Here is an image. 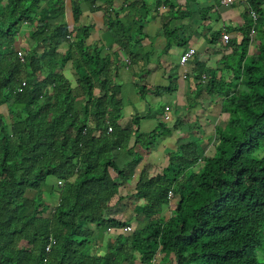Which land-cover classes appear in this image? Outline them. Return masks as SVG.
<instances>
[{
  "label": "trees",
  "instance_id": "obj_1",
  "mask_svg": "<svg viewBox=\"0 0 264 264\" xmlns=\"http://www.w3.org/2000/svg\"><path fill=\"white\" fill-rule=\"evenodd\" d=\"M240 2L242 24L207 40L239 34L221 63L191 58L196 137L155 172L143 156L183 124L167 126L165 106L140 133L145 116H126L119 77L123 59H149L141 10L165 9L164 52L186 44L171 25L182 18L178 0L128 3L140 9L132 24L113 0H0V264H264V0ZM85 9L102 11L122 57L88 42ZM175 81L153 94L174 92ZM50 178L57 202L42 197Z\"/></svg>",
  "mask_w": 264,
  "mask_h": 264
},
{
  "label": "crops",
  "instance_id": "obj_2",
  "mask_svg": "<svg viewBox=\"0 0 264 264\" xmlns=\"http://www.w3.org/2000/svg\"><path fill=\"white\" fill-rule=\"evenodd\" d=\"M97 5H102L103 0H96ZM113 0V5L115 8L123 7L125 5L123 11L121 12V16H126L128 22L130 24L133 23L134 20L138 18L140 9L137 7H129L128 3L133 2L135 0ZM156 1L160 0H147V7H151ZM223 0H220L219 4H216L215 0H193L190 1L188 5H185V0H178L180 3L179 7H181L182 18L180 20L172 22V27H178V36L184 37L187 40L185 45L181 47L173 45L171 49L167 52H164L165 47V36L162 33V23H161V14L165 11V9L161 8L149 15H146L145 12L141 10L142 13V21L143 23V32L147 35L142 39L140 47L145 49V46L153 47L154 49H158L159 52H153L154 62H149V72H145V76L148 77V85L149 88L154 87H162L169 85V79L172 77L176 78L174 83L175 90H171L174 92H170L165 95H170V98L174 99L176 102V107L172 108V104L166 102L163 104V107L168 106L170 108L171 118L173 117L176 121L177 118L180 117L181 123L188 121L186 120L184 114L187 111L186 99L187 95H194L198 89L196 86L194 77L192 75V64L193 60H189L188 63L182 66L179 63L180 56L189 48H194L196 53L193 56L200 59L202 63H205L206 67H214L217 64L221 63V60L224 57V53H222L223 46L226 44L221 38L223 32L217 41V45H209L208 39L209 35L212 32H217L223 30L225 28H234L238 27L242 24L241 14L243 11V5L240 0H233L231 6H224L222 4ZM208 7H213V10L208 14H204L205 17L202 18L201 10H205ZM190 11L192 15H186L184 12ZM120 14V13H119ZM70 15V16H69ZM68 18L71 17V13H67ZM146 18H151L147 23ZM82 22L86 25H90L92 27L90 37L88 42L91 44L97 45L99 48L104 50V53L113 52V56L122 57V53L118 50V46L115 45L114 38L111 33L108 31L107 27L104 25V16L102 11H89L85 9L82 15ZM145 24V25H144ZM147 24V25H146ZM239 34L236 32H230V37L235 38ZM240 36H238V40ZM178 51H177V50ZM146 50L143 52L145 53ZM150 54V55H152ZM139 56V55H138ZM124 58V57H123ZM125 66L122 69V73L119 78V82L122 85V101L124 107L126 108V116L129 117L134 114H138L137 112L143 113L142 116H149L147 114L150 109V103L144 100L146 96L145 93L147 91H142L146 87L144 84L146 83V79L141 74L142 80L137 83L139 73V64H135L134 66H129L126 63V59H123ZM157 64V68L155 66ZM195 64V63H194ZM219 67V66H218ZM219 69V68H218ZM132 70L134 72H132ZM186 73V78H183V75ZM222 70H218V75H222ZM69 75V76H68ZM67 76L73 79V77L68 73ZM178 76V79H177ZM225 77V76H224ZM136 78V79H135ZM137 80V81H135ZM204 80H202L203 82ZM173 85V86H174ZM204 85V84H202ZM171 88V85H170ZM142 91L139 93V91ZM152 93V91H149ZM153 94V93H152ZM157 96V95H156ZM173 101V102H174ZM139 107H136L138 105ZM136 104V105H135ZM203 106L206 107V100L203 102ZM174 111V112H173ZM192 111V108L191 110ZM163 111L160 114H156V116L161 117ZM191 115L192 112H189ZM144 119H146V117ZM180 127V126H179ZM182 129V127L180 128ZM186 132V131H185ZM184 130L178 131L176 130L171 137L164 138L160 140L149 154L144 155V160L146 163L153 167V171L157 172L163 167L166 163V152L170 150V146H173L171 150H174L177 145V141H184L181 137H183ZM187 134V133H185Z\"/></svg>",
  "mask_w": 264,
  "mask_h": 264
},
{
  "label": "rangeland",
  "instance_id": "obj_3",
  "mask_svg": "<svg viewBox=\"0 0 264 264\" xmlns=\"http://www.w3.org/2000/svg\"><path fill=\"white\" fill-rule=\"evenodd\" d=\"M70 16V15H69ZM150 19L151 18H146V21H147V23L150 21ZM137 21H139L138 19H137ZM139 23H143V22H139ZM145 25V24H144ZM147 25V24H146ZM144 50H146L145 52H148L149 53V59L148 60H145L144 61V63L143 64H140L139 65V68H138V70H139V75H138V77H137V79H138V81L137 80H135V81H137V83L138 82H140V81H142V80H144L143 78H142V76H141V74H143V77L146 79V83L144 84V86L146 87L145 89H142V91H147V93H145L146 94V96L144 97V100L146 101V102H148V103H150V109L148 110V112H147V114H149V116H147V115H145V116H147L146 117V119H143V120H140V126H139V132L140 133H148V132H150V131H152L154 128H155V126H156V123H157V121L158 120H160V117L159 116H156V114H160V112L161 111H163V109H164V107H163V104H165L166 102H168V103H170V104H172V108H175L176 107V102L174 101V99H172V98H170V95H165L164 97L163 96H161V97H159V96H156L155 94H152V93H150L149 91H153L154 90V87H152V88H149L150 86L148 85V77L147 76H145V72L147 71V72H149L148 70H149V65H148V63L151 61V62H154V57H153V55L154 54H152L153 52H159V50L158 49H154L153 47H150V46H145V49ZM143 50V51H144ZM177 50V49H176ZM178 51V50H177ZM150 54H152V55H150ZM155 66V69L158 67L157 66V64L156 65H154ZM132 72H134L133 70H132ZM146 72V73H147ZM121 73H122V71H121ZM120 78V77H119ZM136 79V78H135ZM177 79H178V76H177ZM140 80V81H139ZM71 81H73V79H71ZM145 81V80H144ZM141 90L139 91V93L140 92H142ZM141 94V93H140ZM168 94V93H167ZM174 101V102H173ZM209 103V102H208ZM192 104H194V103H192ZM136 105V104H135ZM204 105V104H203ZM136 107H139V103H138V105H136ZM200 109V107L198 106V105H195L193 108H192V115L195 117V116H197L196 115V110H199ZM174 112V111H173ZM138 113V115L139 116H142V114L143 113H141V112H137ZM217 113V112H216ZM197 114H199V113H197ZM171 115H174L173 113H171ZM192 115H190L189 114V111L187 110L186 112H185V114H184V116L185 117H187V119H191L192 118ZM192 121H190V120H188V121H186V122H184V124L183 125H180V127L179 128H181L182 127V129L184 130V133H182L183 134V137H181L182 139H184V140H187V139H189V138H191V137H193V138H195L196 136H195V132H193L192 131V128H193V124H195V122L193 121V119H191ZM198 121H200V123H199V125H201L202 127H203V130L204 131H208V130H211L212 129V125H213V123L215 122H211V124L209 123V125H207V126H205V123L201 120V119H199ZM174 123H175V120H174V118L172 117L169 121H165V124L167 125V126H169V127H171V126H173L174 125ZM191 123H193V124H191ZM178 128V131H180V130H182V129H179ZM194 129V128H193ZM186 131V132H185ZM188 131V132H187ZM185 133H191V136H188L187 134H185ZM162 139H164V138H161L160 140H162ZM160 140H158V142L160 141ZM178 142V141H177ZM160 143V142H159ZM157 145V144H156ZM171 148H173V146H170V150H171ZM148 154L150 155L151 153H149L148 152ZM146 155V154H145ZM167 159V158H166ZM46 184L48 185V187H43V190L45 191V193L42 195V197H43V199L44 200H46V201H48V200H53L54 202H57V195H56V193H53V192H50L49 193V191H47V189H49V186L50 185H52L53 184V179L52 178H50V179H48L47 180V182H46ZM115 213H117L116 215L117 216H119V217H122V214H124V212H126L128 215H129V210L127 209V208H125V209H122L121 210V212H118V211H116V210H113ZM111 213V212H110ZM120 213H121V215H120ZM112 214V213H111ZM113 215V214H112ZM114 216V215H113ZM96 236L97 237H100V235H101V237L102 238H104V237H107V234L103 231V230H101V229H98L97 231H96ZM105 239V238H104ZM259 257H261L260 255H259ZM261 258H264V254H263V256L261 257Z\"/></svg>",
  "mask_w": 264,
  "mask_h": 264
},
{
  "label": "built area",
  "instance_id": "obj_4",
  "mask_svg": "<svg viewBox=\"0 0 264 264\" xmlns=\"http://www.w3.org/2000/svg\"><path fill=\"white\" fill-rule=\"evenodd\" d=\"M233 3V0H223L222 1V4L224 6H231ZM251 16L253 18V20L255 21L256 19V15L254 12H251ZM254 33V30H251V35ZM222 40L227 43L230 39V36L228 33L226 32H223L222 35ZM195 54V49L194 48H189L188 50H186L184 53H182V55L180 56V60H179V63L184 66L188 63V61L192 58V56ZM183 78H186V73L183 75ZM202 79L204 80L205 77L204 75L202 76ZM167 114H165V119L166 121H168L170 119L169 115H168V108H165ZM110 131V129H109ZM125 230H130V228H126ZM51 243H53V241H51ZM50 250V245H47L46 247V251H49Z\"/></svg>",
  "mask_w": 264,
  "mask_h": 264
}]
</instances>
